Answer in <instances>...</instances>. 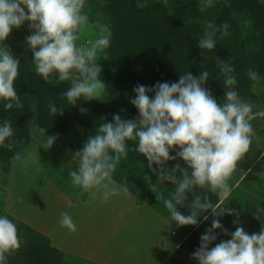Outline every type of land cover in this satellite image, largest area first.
I'll use <instances>...</instances> for the list:
<instances>
[{
    "label": "clouds",
    "instance_id": "clouds-1",
    "mask_svg": "<svg viewBox=\"0 0 264 264\" xmlns=\"http://www.w3.org/2000/svg\"><path fill=\"white\" fill-rule=\"evenodd\" d=\"M202 2L211 6L213 0ZM84 8L85 0H0V42L5 43L13 28L28 22L34 29L26 43L33 52L35 73L46 83L71 81L72 86L65 93L71 105L81 98L84 101L103 99L106 94V86L99 79L101 67L97 57L109 48L112 33L108 27L101 26L98 34L91 32L92 38L78 47L82 32L89 28V16ZM228 28L227 23L219 27L214 23L207 24L198 47L214 50L216 33L227 36ZM19 64L20 60L8 49H0V101H7L4 104L6 110L24 108L14 86ZM218 67L226 89L219 105L203 86L211 79L205 69L198 77L191 72L181 74L179 81L171 84L158 82L153 88L137 85L131 103L138 110L139 119L122 120L119 115H114L112 122L101 123L95 135H90L75 155L79 157V163L75 170L68 171L71 186L85 192L101 189L105 201L119 195L121 189L115 187L112 175L121 156L128 155L127 141L134 140V151L147 159L148 167L158 176L157 183L167 181L175 186L170 196H158L170 211L171 222L178 226L197 225L200 214L209 209L221 216L226 211L224 208L218 209L208 195L201 196L193 190H219L225 196L231 192L228 180L236 162L252 143L251 122L257 117L264 118V108L254 111L252 103L240 98L231 63L218 58ZM247 75L255 84L264 79L251 69ZM152 92L154 96L150 98ZM49 107L52 113L57 112L55 105ZM30 109L35 110V106ZM13 135L12 123L0 122V147L11 149ZM56 139L45 134L43 148L50 149ZM174 146L180 150L176 156H171L170 149ZM177 157L187 167L182 168L177 163L169 169L168 162ZM12 159L21 160V156L17 153ZM154 164L158 167L153 168ZM145 179L149 180V177ZM187 193H192L193 198L185 204ZM178 206L187 207L190 214H181ZM256 213V218L260 219L264 208H257ZM60 224L76 231V224L66 212L62 213ZM222 227L218 219H213L211 228L201 236V245L193 253L199 264H264V226L259 234L251 235L237 227L230 239L209 248L217 239L213 233ZM224 233L229 234L226 229ZM21 243L17 224L8 216L0 215V264H8V254L18 250Z\"/></svg>",
    "mask_w": 264,
    "mask_h": 264
},
{
    "label": "crops",
    "instance_id": "crops-1",
    "mask_svg": "<svg viewBox=\"0 0 264 264\" xmlns=\"http://www.w3.org/2000/svg\"><path fill=\"white\" fill-rule=\"evenodd\" d=\"M27 50L25 62L28 68L24 71V76H19L22 72L18 70L17 77L18 82L22 81L21 85L24 89L17 94L20 97L24 94L35 97L36 125L38 129L45 131H38L35 138V140L41 138L42 145L36 147L38 141L34 142V140V143L29 144L20 155L21 160H17L10 168L5 181L7 195L4 200V211L46 237L50 246L61 252L69 264H199L193 254L181 249L180 245L185 235L177 233L173 221L171 222L170 211L158 198L162 194L170 196L175 186L173 184L164 186L150 178L145 179L149 177L148 164L146 168H136L139 167L143 155L134 151L135 141L134 143L132 140L127 141L128 155L121 156L112 175L115 187L121 189L119 195L105 201L101 189L94 188L85 192L71 186L68 171L76 169L79 157L75 155L81 149L77 148L76 144L83 142L84 145L90 136L87 130L92 125L95 126L93 131L95 135L103 119L95 118V123L88 126L91 122L92 110L94 109L97 116L102 114L105 116V113L109 114L112 111L107 108L108 105L115 106L119 103L121 108L123 103L117 102L118 98L110 101L95 99L84 101L81 98L75 105L82 104L81 108L86 111L80 110L78 113L73 111L67 114L68 110L75 108L65 96L66 91L72 86L71 81H61L55 85L49 83V86L43 84L45 81L33 74L28 66L30 47ZM29 83L32 85H28ZM4 104L0 101L2 122L8 119L11 112V109L4 108ZM50 104L55 105L56 113L50 111ZM92 106L97 109H91ZM71 113L79 118H70L65 128L60 116L65 118L64 114L71 115ZM122 114L121 119L124 112ZM44 133L46 136L57 137L56 143L47 149L46 159L52 157L53 167L47 169L48 173L39 160L41 159L39 156L45 150L42 148ZM58 143L65 148L61 156L64 157L66 152L73 151L77 165L70 166L72 168H58L60 163L54 149ZM109 152L112 154L111 150ZM63 157L61 163L64 162L67 166V157ZM144 159L147 161L145 157ZM238 182L237 177L229 178L228 183L232 190L227 196L219 190H213L220 203H226L240 214L244 205L246 207L253 203V198L264 201V177L262 182L253 183L250 190L239 187ZM257 185L262 188L257 190ZM240 194L241 204L235 200ZM65 212L76 224L75 232L60 224L62 213ZM243 223L244 219L241 215V220L227 230L229 234L224 235L219 241L210 243L209 248L230 239V234L237 227H242ZM259 231L253 229L247 233L258 234Z\"/></svg>",
    "mask_w": 264,
    "mask_h": 264
},
{
    "label": "trees",
    "instance_id": "trees-1",
    "mask_svg": "<svg viewBox=\"0 0 264 264\" xmlns=\"http://www.w3.org/2000/svg\"><path fill=\"white\" fill-rule=\"evenodd\" d=\"M220 2L223 3V0H213L212 4ZM226 2L219 15L209 23H214L217 27L227 23L229 34L222 36L221 32H217L216 48L202 50L198 47V41L209 23L197 19H181L170 11L163 1L144 4L141 0H85L84 11L89 16V28L98 34L101 26H106L112 33L109 48L98 55L97 62L101 72L103 70L102 81L111 86L112 94L106 100L126 96V115L122 120L139 119V112L131 103L137 85L153 88L158 82L171 84L178 82L181 74L191 72L198 77L204 69L209 71L211 79L203 86L219 105L226 89L222 85L223 77L218 67V58L231 63L235 69L234 74L238 81L236 90L240 98L257 101V98L251 95V86L255 82L249 79L247 72L251 69L264 77V3L259 0ZM244 23L249 25V31L242 36L241 28ZM33 32L34 29H31V34ZM33 58L31 50L28 66L33 74L43 79L34 71ZM258 85L263 88L264 97V79ZM149 95L151 98L154 92ZM20 99L24 108H12L6 120L13 125V147H0V167L4 169L6 176L16 162L12 157L17 153L21 155L38 133L35 97L24 94ZM30 106H35V110H31ZM34 129L37 131L34 132ZM179 150L178 146H174L170 149V155L176 156ZM263 158L259 153L252 157L248 149L236 162L231 177H237L241 187L250 190L253 183L263 181L264 176H261L262 168L259 164ZM177 163L182 168L187 167L179 157L170 160L167 167L171 169ZM157 167L153 165V168ZM148 175L150 179L158 182V176L150 168ZM161 185L170 186L172 183L166 181ZM193 191L201 196L208 195L214 206L226 211L221 216H216L211 209L202 212L197 225L178 226L173 221L177 233L185 235L181 249L191 254L200 247V238L211 228L213 219H218L223 226L213 233L217 237L215 241L222 239L225 229L232 228V225L241 220L240 214L220 203L213 190L194 188ZM186 195L188 200L185 204H188L193 194ZM177 210L183 215L190 214L189 209L184 206H178ZM0 215L8 216L17 224L22 241L18 250L8 254V264H69L61 252L50 246L46 237L7 214L2 199Z\"/></svg>",
    "mask_w": 264,
    "mask_h": 264
},
{
    "label": "rangeland",
    "instance_id": "rangeland-1",
    "mask_svg": "<svg viewBox=\"0 0 264 264\" xmlns=\"http://www.w3.org/2000/svg\"><path fill=\"white\" fill-rule=\"evenodd\" d=\"M155 1H163L168 8L170 9V11H172L177 17L184 19V20H201V21H205L206 23L211 22L212 20H214L220 13L223 5L225 3H227L226 1L228 0H223V3L220 2L218 4H212L211 6H205L204 3L202 2V0H141L142 3L144 4H150L152 2ZM260 2L264 3V0H259ZM242 36L243 34H246L249 31V25L244 23L242 24ZM91 32H95L94 30H91L90 28L85 29L82 34H81V38L77 41V46H81L83 44H85L87 42V40L91 39ZM31 35V28L29 27L28 22H26L24 25L20 26L19 28H13L12 31L10 32L9 37L6 39L5 43L4 42H0V49H5V50H11L10 53L17 59L20 60V64H19V71H20V75L19 76H24V71L26 70L27 64H26V58L28 55V47L29 45L26 43V39L27 37ZM7 47V48H6ZM27 51V52H26ZM26 64V66H25ZM103 73V70L102 72ZM100 73L99 79L102 81V74ZM16 83H14V86L16 87V91L21 92L22 89H24L22 87V81L21 83L17 81H15ZM105 86H106V94L104 96L103 99H95L97 101H110V100H106L107 97H109L112 94L111 91V86L110 84H106L104 81H102ZM46 85H50L49 83H43ZM28 85H32V83H29ZM26 87V85H25ZM28 88V87H26ZM30 89V88H29ZM251 95L257 98V101H255L256 99H244L245 102H249L252 103L254 105L253 110L257 111L260 108H264V97H263V88L261 86H259L258 84H254L251 86ZM123 98H118V101H122L123 106L120 108L119 103H116L115 106L113 105H108L107 108L110 109V113L106 114L105 116H103L104 114H102V116H97V113L94 112V109L92 110V118H91V122L88 123V126L92 125L95 123V118H103L101 121V123H103V121L105 122H112L113 120V116L114 115H119L120 117L123 115L122 112H124V116L126 115V108H124L127 105V101H126V96H122ZM125 97V98H124ZM121 99V100H119ZM5 102L2 101V104H4ZM83 107L82 104H79V106L75 105V108H71L70 110L67 111L68 112H75L78 113ZM92 108H96L95 106H92ZM116 108V109H115ZM97 109V108H96ZM95 109V110H96ZM106 109V108H105ZM119 109H121V111L119 112ZM4 110H2L3 112ZM121 113V114H120ZM64 114L65 118H63L62 116H60V118L62 119V121L64 122V127H67V121L74 117L73 114L71 113V115H67ZM75 119L79 118L78 116L74 117ZM252 127L254 130V135L252 136V143L249 147L250 151H251V156L255 157L256 154H260L262 157H264V118H260L257 117L255 120H253L252 122ZM73 126V124H72ZM44 128V127H43ZM95 126L92 125L90 126V129L87 130V134L89 135H93V131H94ZM67 130V129H66ZM90 132V133H89ZM45 134V133H44ZM42 135V134H41ZM39 137V136H38ZM77 137V136H76ZM38 139V138H37ZM35 140L34 142L38 141L36 143V147H39V144L42 145V141L41 138L38 140ZM134 143V140H132ZM33 142V143H34ZM80 142V141H79ZM32 143V144H33ZM56 143V142H55ZM77 148H83V142L81 143H77ZM57 152V157H58V161L60 163L58 168H72L70 166L73 165H77L75 164L74 159L76 160V158L74 157V153L73 151H71L70 153L66 152L65 154V158L66 159V164L65 163H61L62 162V157L61 154L63 151H65V148L61 145V144H56V146H54ZM43 148V146H42ZM46 153H47V149L44 150V152L41 154V159L40 162L42 163L43 168H45V171L48 173L47 169L48 168H53L52 167V157H48L46 159ZM68 153V154H67ZM61 156V157H60ZM63 157V158H64ZM26 163V162H25ZM148 162L144 159H141V161L139 162V167L136 168H146L147 167ZM260 167L262 168V173L261 176H264V158L262 160H260ZM29 168V167H28ZM68 170V169H65ZM6 174L4 172V169L0 167V199L5 200V197L7 195V191H6V186H5V181H6ZM241 185L239 184V187ZM257 190H259L258 188H262L260 187V185H257ZM256 189V188H255ZM256 190V191H257ZM238 194V192H237ZM261 197V196H260ZM259 197V198H260ZM236 201L239 202V204H241V198L242 195L240 194L239 196L235 197ZM254 201L251 205H248L245 207H242V211L240 212V214L242 215V218L244 219V223L242 225L243 229L247 232V231H251L253 229H258L261 230V227L264 226V214L260 215V220H257L256 216V209L257 208H264V201L257 199V198H253ZM240 200V201H239ZM14 201V199H13ZM223 205L228 206L229 208H231L229 205H227L226 203H222ZM243 204V203H242ZM47 207V206H45ZM41 211H42V207L40 205ZM232 209V208H231ZM236 209V208H235ZM238 210V209H236ZM243 222V221H242ZM258 227V228H257ZM260 232V231H259ZM259 234V233H258ZM222 238V237H221Z\"/></svg>",
    "mask_w": 264,
    "mask_h": 264
}]
</instances>
